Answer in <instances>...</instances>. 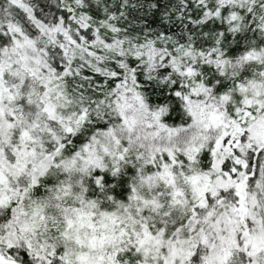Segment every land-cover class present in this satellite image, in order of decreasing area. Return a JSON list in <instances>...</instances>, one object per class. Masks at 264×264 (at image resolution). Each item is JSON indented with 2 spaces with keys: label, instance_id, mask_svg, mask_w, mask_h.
<instances>
[{
  "label": "snow or ice",
  "instance_id": "6c2138e0",
  "mask_svg": "<svg viewBox=\"0 0 264 264\" xmlns=\"http://www.w3.org/2000/svg\"><path fill=\"white\" fill-rule=\"evenodd\" d=\"M0 264H264V0H0Z\"/></svg>",
  "mask_w": 264,
  "mask_h": 264
}]
</instances>
